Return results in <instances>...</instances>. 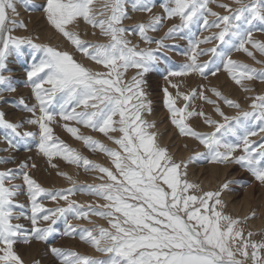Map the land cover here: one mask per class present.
I'll use <instances>...</instances> for the list:
<instances>
[{
  "label": "snow or ice",
  "instance_id": "6c2138e0",
  "mask_svg": "<svg viewBox=\"0 0 264 264\" xmlns=\"http://www.w3.org/2000/svg\"><path fill=\"white\" fill-rule=\"evenodd\" d=\"M22 3L26 7L42 8L49 24L76 51L106 71L86 67L68 51L35 43L31 37L12 35L16 28H26V25L9 16V12L17 13V0H0V98L3 92L16 91L8 67L10 57L22 55L24 45L43 54L38 61L33 59L25 72L26 86L32 89L36 103L29 105L24 98L18 101L20 109L31 114L30 117L13 123L0 111V128L8 130L5 138L14 149L19 148L20 142L38 136V151L48 158L52 168L58 167L52 159L60 157L86 172L101 173V183L88 185L86 191L105 203L89 206L87 210L75 201H69L67 207L46 208L40 200L42 196L67 201L66 192L74 193L76 189L55 192L45 189L29 175L30 167L35 168V164L21 162L19 176L17 169L0 170V264H25L20 246H31L34 242L50 245L54 226L61 218L66 223L64 236L75 237L78 233L80 241L100 255L49 246L47 251L57 264H264V239H253L256 233L249 230L245 234L241 227L249 217L241 221L224 211L226 204L222 195L231 190L230 184L238 182L227 181L215 191H204L199 183L187 178L188 164L205 159L216 165H239L264 185V136L259 141L251 139L264 133V94L249 97L251 111H243L239 103L211 89L217 99L239 110L235 116H227L216 106L215 112L222 117L221 121L203 111H189L190 101L197 96L208 104L216 105V100L206 96L203 90L181 92L179 85L170 79L192 73L206 79L209 73L215 76L222 70L245 92L253 91L243 82L264 81V68L256 69L233 60L231 52L243 51L256 63L264 64L247 47L250 45L264 56V42L253 39L256 23L264 24V0H235V8L219 4L227 11L226 15L208 7L216 0H132L133 12L151 13L158 3L163 14L153 15L148 23H140L131 30L123 26L130 18L128 0H103L99 7L98 0H45L41 6L32 0H22ZM209 16L215 19L209 20ZM173 19L179 23L173 24L162 39L154 40L148 35ZM81 21L98 29L107 42L83 40L73 30ZM197 25L219 31L211 37L189 40L191 49L186 53L189 62L179 70L167 71L164 80L168 87L162 91L163 103L179 134L199 141L206 151L178 162L158 142L157 133L152 131L155 121L146 119L152 112V101L145 88V76L159 63L158 50L168 47L164 39L195 36L192 28ZM258 30L264 31V28ZM133 32L144 43H155L157 48L140 49L133 45L126 38ZM214 40L224 47L200 49L201 44ZM208 54L220 61L214 69V60L198 62L200 56ZM129 68L137 72L131 80H125ZM169 88L176 89L175 96ZM180 99L185 102L183 107L177 106ZM192 116L203 117L212 131L194 130L188 123ZM57 118L90 151L106 154L112 168L94 163L54 136L51 124L58 122ZM67 122L103 134L116 148L107 147L93 136L81 135L80 128ZM24 123L37 126L39 131H20ZM11 162L0 158V164ZM58 174L72 180L67 173ZM18 178H22V185L14 183ZM25 187L30 215L23 211L25 205L17 199ZM69 213L77 220L95 215L108 226L94 224L92 228H78L68 221ZM21 220H28L30 227L20 223ZM89 223L93 222L89 220Z\"/></svg>",
  "mask_w": 264,
  "mask_h": 264
},
{
  "label": "rangeland",
  "instance_id": "374dc122",
  "mask_svg": "<svg viewBox=\"0 0 264 264\" xmlns=\"http://www.w3.org/2000/svg\"><path fill=\"white\" fill-rule=\"evenodd\" d=\"M32 2L37 6L45 4V0H32ZM102 2L103 0H98L97 6L99 7V4ZM131 2L132 0H128L130 18L123 22V26L130 30L140 23H148L153 15L163 14L158 3L157 6L153 8L151 13L133 12L131 10ZM223 3L230 4L233 8L237 6L235 4V0H216V3H209L208 7L211 8L212 11L218 12L221 15H226L228 14L227 11L218 6L219 4ZM17 6L16 14L9 12L10 18L17 20L18 22H22L25 25H29L30 27L26 26V28H16L12 35L19 37H31L34 39L35 43L49 44L61 51H68L73 55L77 62L84 64L86 67L95 71H106L102 68V66L96 65L94 62L83 57L81 53L76 51L74 46L49 24L44 12L42 11V8L26 7L22 3V0H17ZM36 12H39L41 15L33 17ZM18 13L20 15H18ZM213 19H215V17L209 16V20ZM177 23H179L178 19L167 20L163 23V26L160 27L158 31L149 32L148 35L154 40H160L165 36V33L168 31V29L172 27L173 24ZM243 27L246 28L248 26L244 25ZM260 28H264V24L257 22L256 29L253 31V39L264 42V31H259L258 29ZM73 30L79 32L81 38L85 41L102 43L107 42L106 38L100 34L98 29H93L83 21H81L79 26L75 27ZM218 31L219 29L216 28L205 29L203 25H197L193 26L192 28V32L195 33V36L185 35V37L182 39H164V44L168 47L158 50L156 54L160 57L159 63L156 64L152 71L147 73L145 76V80L147 81L145 88L149 94V99L152 101V112L150 115H146V119L149 121H155L156 127L152 129V131L157 133L158 142L162 146L167 147L170 154H172L175 160L178 162L187 161L189 157L194 155V153L205 152L206 150L204 149L203 145H201L199 141L195 140L194 138L181 136L176 127L171 123L170 114L163 103L164 96L162 90L163 88L168 87L166 81L164 80V76L167 74L168 70H179L184 64L189 62V56L186 55V53H190V39H204L206 37H211L213 33ZM93 32H95V35H93ZM37 37L38 39H36ZM126 38L129 39L133 45H138L140 49L157 48L155 43H144L140 39L139 35L134 32L127 34ZM216 46L224 47L220 45L218 40L201 44L199 47L200 49H207ZM247 47H249V50L254 52L257 60L264 61V56H261L258 52L252 49L250 45H247ZM42 55V53L34 52L31 47L24 45L22 47V55H14L9 59V69L12 70L14 67H16L18 71V74L16 73V75L11 72L12 84L16 88V91L2 93V98H0V111L5 113V118L10 122L17 123L21 120H27L31 115L29 113L23 112L20 109L18 106V101L20 98H24L25 102L29 105L36 103L32 89L26 86L25 72L33 62V59L38 61ZM231 57L233 60L246 63L256 69L264 68V64L256 63L243 51H232ZM208 60L215 61V63L212 65L213 69L216 67V65L220 64L219 59L213 57L211 54L200 56L198 58V62H204ZM14 72H16V70ZM136 72L137 69L129 68L125 74V80H131ZM218 73L225 74V77L229 79H225L226 82L223 83V81H220V77L217 76ZM218 73L215 75L217 76V81L211 80L210 76L212 75L210 73L207 76V78L209 77L208 79L201 77L198 73H192L182 77H171L170 79L179 85V90L181 92L189 93L192 89H196L198 92L203 90L206 96L217 101L216 105L208 104L197 96V98L190 101L189 111H203L212 119L222 121V117H220L215 112L216 106H219L227 116H235L239 110L229 107L222 100L217 99V97H215L211 91L213 88L220 91L223 96L227 97L228 99L239 103L240 110L251 111V100L248 99V106H245V104L241 103L243 101L241 94L235 92L236 90L238 91L239 89H242L241 86L232 81L224 71L221 70ZM7 74L8 73H5V75ZM212 82H215V84ZM243 83L247 87H254L249 97L264 94V81L252 80L244 81ZM169 91L175 96L176 89L169 88ZM184 103L185 102L180 99L177 101V106L183 107ZM57 120L58 122L51 124V127L54 130V136L59 137V139L64 141L68 146L77 150L94 163L100 164L104 167L112 168L110 158L106 154L100 151H90L82 141L73 138V136L63 128L62 125L65 123L64 121H59V118H57ZM67 123H69V126L80 128L81 135L93 136L104 143L107 147L116 148V145L109 141L103 134L77 125L75 122ZM188 123L193 127L194 130L198 132L207 133L212 131V128L204 123L203 117L192 116L188 120ZM20 131L38 132L39 130L35 125L24 123ZM7 135H9L8 130L0 128V158L10 159L13 162L0 164V170L17 169V175L19 176V166L21 162H27L29 166L32 164L36 165L35 168L30 167L29 175L32 176L45 189H48L52 192L67 190L70 188L76 189L74 193L66 192L68 195L67 201H53L49 196H42L40 200L46 208L67 207L69 201H75L78 205L83 206L84 210H87L89 206L94 207L96 204L105 203V201L102 199L93 196L86 191V187L88 185L101 183V180L99 179V177L102 175L101 173L98 171L86 172L83 167H77L74 164L67 163L60 157H55L52 159L51 162L58 165L57 168H52L48 158L44 157L38 151V136L29 138L27 141L20 142L19 148L14 149L9 146L5 138ZM111 135L118 136L119 134L111 133ZM262 136H264V133H260L257 136L251 137V139L259 141ZM207 165H214L218 167V169L216 172H211ZM58 173H67L68 176L72 177V180L70 181ZM187 173V178L192 182L199 183L204 191H215L227 181H237L238 183L230 184L231 190L225 191L222 195V199L226 204L224 211L226 214H229L234 218H240L241 221H244L245 217H249L246 222L241 224V227L245 229V234L250 230L256 233L253 239L258 241L264 239V186L255 181L250 173L236 164H230L227 166L215 165L209 163L205 159H198L189 163ZM14 183L22 185V178H18L14 181ZM17 199L19 203L25 205L23 211L27 215H30V202L26 195V187L22 190V194ZM253 213H255L254 216ZM67 219L69 222H71V224L77 226L78 228H92L94 224H99L104 227L108 226L104 219L95 215H90L88 219L77 220L74 218L73 214L69 213ZM89 220H91L93 223H89ZM20 223L25 224L26 227H30V222L28 220H21ZM54 227L55 232L53 233L52 237H50V245H47L43 242H34L31 245H38L39 251H35L36 254H26V251L21 249L20 246L19 252L24 259L25 264H34V261L37 260L40 261V264H57L55 258L52 257L47 251L49 246L75 250L82 254H88L92 256L100 255L99 253H96L89 245L81 242L78 233L75 237L64 236L63 232L66 227V223L63 218L59 219ZM31 246L25 247L30 248Z\"/></svg>",
  "mask_w": 264,
  "mask_h": 264
},
{
  "label": "bare ground",
  "instance_id": "6f19581e",
  "mask_svg": "<svg viewBox=\"0 0 264 264\" xmlns=\"http://www.w3.org/2000/svg\"><path fill=\"white\" fill-rule=\"evenodd\" d=\"M39 1V0H38ZM16 7H18L17 6V4H16ZM34 14V13H33ZM18 15H20L19 13H18ZM39 15H41L39 12H36L34 15H33V17H37V16H39ZM23 18V17H22ZM27 24H29V23H27ZM26 26H28V27H30L29 25H26ZM240 54V53H239ZM237 55V54H236ZM15 68V69H14ZM12 70H11V72L12 73H14L15 75H16V73L18 74V71H17V68L16 67H14ZM16 70V72H14ZM217 76H219L220 77V81H223V83L224 82H226V80L225 79H229V78H227V77H225V74H223V73H218V75ZM217 76H210V78H211V80L212 81H217V79H216V77ZM209 78V77H208ZM207 78V79H208ZM213 84H215V82H212ZM251 83V82H250ZM262 84V83H261ZM260 84V85H261ZM252 85V84H251ZM218 86H220V85H218ZM247 87V86H246ZM249 87V86H248ZM238 88V87H237ZM249 88H251V87H249ZM254 88V87H253ZM253 88H251V89H253ZM235 92H238L239 94H241V96H242V104H245V106L247 105V102H248V99H249V95L252 93V92H245L244 90H242V89H239L238 91L236 90ZM250 104V103H249ZM160 106V105H159ZM248 106V105H247ZM244 107V106H243ZM246 108H248V107H246ZM231 112V111H230ZM233 112V111H232ZM35 158V157H34ZM35 162V161H34ZM216 165V164H215ZM207 167L209 168V170L211 171V172H216V170L218 169V167H216V166H214V165H207ZM225 170V169H224ZM264 186V185H263ZM264 188V187H263ZM256 224V223H255ZM259 224H261V223H259ZM255 226V225H254ZM259 226V225H258ZM21 249H23L24 251H26V254H31V255H34V254H36V252L35 251H39L38 250V245H33V246H31L30 248L29 247H25V246H21Z\"/></svg>",
  "mask_w": 264,
  "mask_h": 264
}]
</instances>
